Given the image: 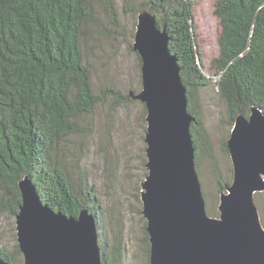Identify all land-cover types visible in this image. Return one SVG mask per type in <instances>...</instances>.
<instances>
[{
    "label": "trees",
    "instance_id": "16d2710c",
    "mask_svg": "<svg viewBox=\"0 0 264 264\" xmlns=\"http://www.w3.org/2000/svg\"><path fill=\"white\" fill-rule=\"evenodd\" d=\"M122 1L138 14L152 12L169 33V47L178 58L189 111L195 117L196 166L201 169L203 153L214 160L220 199L230 183L220 175L199 112L197 92L213 79L201 65L193 24L195 2ZM117 7L118 0H0V215L19 212V181L26 176L43 202L57 211L78 216L82 209H96L94 188L80 166L79 170L69 167V159L71 163L74 159L68 151L71 142L89 135L86 121L99 108L105 106L112 118L120 106L138 100L131 94H137L135 90L124 92L114 83L97 85L93 80L90 46L93 50L99 35L112 34L99 21L98 12L102 8L116 16ZM215 13L221 23L220 52L211 68L219 77L218 96L234 123L238 114L248 117L252 106L264 112V0H216ZM136 56L141 68V56L138 52ZM227 140L223 150L229 154ZM208 212L219 215L217 209ZM146 239L150 264L147 229ZM101 251L106 254L103 246ZM0 256L21 264L22 251L17 243L15 253L0 247ZM103 261L117 264L106 256Z\"/></svg>",
    "mask_w": 264,
    "mask_h": 264
},
{
    "label": "water",
    "instance_id": "95a60500",
    "mask_svg": "<svg viewBox=\"0 0 264 264\" xmlns=\"http://www.w3.org/2000/svg\"><path fill=\"white\" fill-rule=\"evenodd\" d=\"M169 33L155 15L138 14L133 48L142 59L148 174L141 200L151 244L150 264H264V226L256 194L264 192V112L238 114L227 140L233 181L223 190L219 215L207 211L196 147L195 117ZM16 214L23 264H105L96 215H67L44 203L30 177L19 181ZM0 264H11L0 256Z\"/></svg>",
    "mask_w": 264,
    "mask_h": 264
},
{
    "label": "rangeland",
    "instance_id": "374dc122",
    "mask_svg": "<svg viewBox=\"0 0 264 264\" xmlns=\"http://www.w3.org/2000/svg\"><path fill=\"white\" fill-rule=\"evenodd\" d=\"M193 1V24L201 65L204 73L213 79L211 85L197 92L199 112L217 157L220 175L231 184L232 161L223 150V145L230 137L234 123L229 122L225 106L218 96L216 81L219 77L211 68L212 60L220 52L221 23L215 13L216 0ZM98 16L102 25L112 29V34L99 35L98 40L93 42V50L90 46L94 83L110 82L124 92L130 89L139 92L142 89V73L136 51L132 48L138 11L125 8L123 1L118 0L116 16L102 8ZM107 110L105 106L99 108L94 117L86 121L89 135L70 143L68 153L74 160L71 163L69 159V167L79 170L80 166L89 185L94 188L96 200L93 207L96 209L93 213L97 219L99 246L106 250L104 255L101 251L103 258L106 256L111 263L117 264H147V220L141 200V184L148 174L145 141L147 111L140 100L120 106L118 111L111 113L112 118ZM213 162L207 153H203L201 169L197 168L203 192L208 193L205 197L207 211L218 210L220 202L217 190L219 173L215 175ZM255 199L264 226V192L257 193ZM16 226V216L0 215V247L7 252H16Z\"/></svg>",
    "mask_w": 264,
    "mask_h": 264
}]
</instances>
